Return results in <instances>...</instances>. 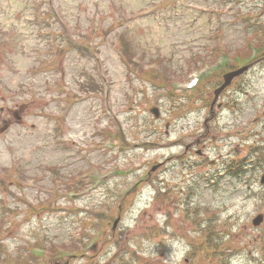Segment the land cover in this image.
I'll list each match as a JSON object with an SVG mask.
<instances>
[{
    "label": "rangeland",
    "instance_id": "1",
    "mask_svg": "<svg viewBox=\"0 0 264 264\" xmlns=\"http://www.w3.org/2000/svg\"><path fill=\"white\" fill-rule=\"evenodd\" d=\"M151 4L163 5L164 0H56L59 19L51 27L60 53L59 63L51 66L45 28L31 13V0H0V107L5 110L0 114V264L25 261L24 250L34 244L78 251L77 219L105 201L115 213L102 224L103 238L93 252L70 261L47 258L44 264H264V221L252 226L254 216H264V185L259 184L264 174V59L245 70L223 98L242 107L238 118L226 109L213 117V90H208L207 106L182 111L179 115L187 118L176 126L189 132L201 125L198 135L180 140L170 128L162 141L159 121L149 133L137 130L140 140L130 135L136 121L140 126L150 123L155 104L142 101L141 90L152 93L144 70L153 64V71L182 78L200 58L211 56L218 34L233 52L247 36L260 43L264 16L249 22L256 27L247 29L242 14L264 8V0H180L150 17H132ZM66 34L72 47L66 44ZM77 38L85 40L89 50L74 48ZM122 38L130 41L142 71L133 73L125 63ZM92 48L102 59L110 85L108 102L123 127L120 147L103 140L112 127L98 112L102 94H89L102 90L89 57ZM243 79L248 82L238 89ZM80 94L86 100L59 119L58 106ZM130 98L134 102L127 113ZM19 99L27 106L22 123L16 124L6 108L18 110L14 103ZM158 109L162 112L161 104ZM2 119L12 123L7 130ZM226 141L233 145L223 147ZM256 148H261L259 153H252ZM199 149L205 158H199ZM239 162L244 175L228 177L225 170ZM89 167L112 177L102 183L90 180L89 197L70 200L66 209L75 205V216H65L67 211L57 204L40 203L42 195H56L55 178L66 189ZM133 170L127 180L117 175ZM146 170L150 176L138 186ZM234 170L239 173L241 167ZM125 184L135 190L121 200ZM38 209L42 213L35 218Z\"/></svg>",
    "mask_w": 264,
    "mask_h": 264
},
{
    "label": "flooded vegetation",
    "instance_id": "2",
    "mask_svg": "<svg viewBox=\"0 0 264 264\" xmlns=\"http://www.w3.org/2000/svg\"><path fill=\"white\" fill-rule=\"evenodd\" d=\"M54 32H55V29H54ZM53 39H55V37H54V33H53ZM48 48H50V46L48 45ZM19 107L20 105H17V104H14V107ZM25 107H26V104H22L21 106H20V109H19V111L18 112H16V113H18V121H16V123L17 124H21L22 123V120H21V113L23 112V110H25ZM4 113V110L3 109H1V114H3ZM16 113H14V112H12V115L15 117L16 116ZM8 115H10V112L8 111ZM7 122V121H6ZM7 123H9V122H7Z\"/></svg>",
    "mask_w": 264,
    "mask_h": 264
},
{
    "label": "water",
    "instance_id": "3",
    "mask_svg": "<svg viewBox=\"0 0 264 264\" xmlns=\"http://www.w3.org/2000/svg\"><path fill=\"white\" fill-rule=\"evenodd\" d=\"M262 182H264V178H262ZM260 221H261V217L258 216V217L254 220V224L257 225V224L260 223Z\"/></svg>",
    "mask_w": 264,
    "mask_h": 264
}]
</instances>
